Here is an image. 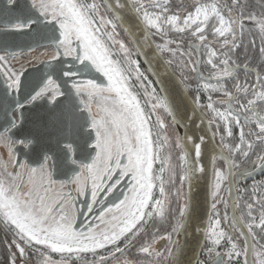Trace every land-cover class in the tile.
Wrapping results in <instances>:
<instances>
[{
    "label": "snow or ice",
    "instance_id": "1",
    "mask_svg": "<svg viewBox=\"0 0 264 264\" xmlns=\"http://www.w3.org/2000/svg\"><path fill=\"white\" fill-rule=\"evenodd\" d=\"M257 176L264 0H0V264H264Z\"/></svg>",
    "mask_w": 264,
    "mask_h": 264
},
{
    "label": "water",
    "instance_id": "2",
    "mask_svg": "<svg viewBox=\"0 0 264 264\" xmlns=\"http://www.w3.org/2000/svg\"><path fill=\"white\" fill-rule=\"evenodd\" d=\"M197 123L199 121L197 120ZM180 135H184L185 133L191 134L194 132L197 136L199 135H205L207 139H211V131L207 127V120H205L204 124H201L199 128H196L192 126L191 124L188 125V127H181L178 129ZM56 179H65L66 176L63 175H57L55 177ZM206 185L207 180L201 179L196 182V187L194 188L193 192L194 195L197 197L201 204V215H203L204 219L201 221V224L203 227H207V217L210 215V209L208 208L209 202H205V196H206ZM182 239H184L182 237ZM188 240V254H187V260L190 261V264H196V261L200 258L201 255V245L204 243L203 239L201 238V235L199 233H194L190 231L189 236L187 237Z\"/></svg>",
    "mask_w": 264,
    "mask_h": 264
},
{
    "label": "trees",
    "instance_id": "3",
    "mask_svg": "<svg viewBox=\"0 0 264 264\" xmlns=\"http://www.w3.org/2000/svg\"><path fill=\"white\" fill-rule=\"evenodd\" d=\"M181 2V0H175V3H180ZM184 2H185V0H184ZM257 45H259V41L257 40ZM249 54H250V58L252 57V53L251 52H249ZM243 53H241V58L243 59ZM254 62H256L255 60H254ZM161 230L163 231V226H161ZM5 237H4V234L2 233V232H0V241H2L3 239H4ZM203 258H205V256L203 255V253H202V255H201ZM3 260V246L2 245H0V261H2Z\"/></svg>",
    "mask_w": 264,
    "mask_h": 264
},
{
    "label": "flooded vegetation",
    "instance_id": "4",
    "mask_svg": "<svg viewBox=\"0 0 264 264\" xmlns=\"http://www.w3.org/2000/svg\"><path fill=\"white\" fill-rule=\"evenodd\" d=\"M188 2H190V0H185V3H188ZM242 56H243V55H242ZM249 57H250V54H249ZM254 63H255V62H254ZM204 75L206 76L207 73L205 72ZM241 76H242V74H241ZM205 102H206V101H205ZM255 179H257V180H259V179H264V176H257V177H255ZM251 183H252V180H248L246 183H245V182H242V183L239 185V187H240L241 190H243V188H245V187H249V186L251 185ZM162 243H163V241L161 242V244H162ZM201 255H202V252H201ZM201 255H200V258L204 259ZM203 255H204V254H203Z\"/></svg>",
    "mask_w": 264,
    "mask_h": 264
},
{
    "label": "rangeland",
    "instance_id": "5",
    "mask_svg": "<svg viewBox=\"0 0 264 264\" xmlns=\"http://www.w3.org/2000/svg\"><path fill=\"white\" fill-rule=\"evenodd\" d=\"M161 226H163V225H161ZM161 242H162V241H161ZM161 242H160V243H161ZM164 243H166V242H164V241H163V243H162V244H164ZM202 253H203V252H202Z\"/></svg>",
    "mask_w": 264,
    "mask_h": 264
},
{
    "label": "built area",
    "instance_id": "6",
    "mask_svg": "<svg viewBox=\"0 0 264 264\" xmlns=\"http://www.w3.org/2000/svg\"><path fill=\"white\" fill-rule=\"evenodd\" d=\"M202 258H199L198 260H201Z\"/></svg>",
    "mask_w": 264,
    "mask_h": 264
}]
</instances>
